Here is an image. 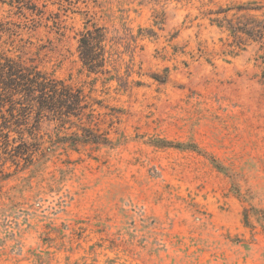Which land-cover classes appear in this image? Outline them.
<instances>
[{
	"label": "rangeland",
	"instance_id": "obj_1",
	"mask_svg": "<svg viewBox=\"0 0 264 264\" xmlns=\"http://www.w3.org/2000/svg\"><path fill=\"white\" fill-rule=\"evenodd\" d=\"M11 1L0 53L86 108L27 118L7 150L28 161L0 148V264H264V0ZM86 23L102 73L79 58Z\"/></svg>",
	"mask_w": 264,
	"mask_h": 264
},
{
	"label": "trees",
	"instance_id": "obj_2",
	"mask_svg": "<svg viewBox=\"0 0 264 264\" xmlns=\"http://www.w3.org/2000/svg\"><path fill=\"white\" fill-rule=\"evenodd\" d=\"M13 2H18L21 6L23 0H12L10 3ZM64 2L68 5L77 3L69 0ZM87 23L78 34L79 58L88 72L102 73L106 64V33L103 27L95 24L89 26ZM257 27L242 28L241 25L227 22V31L237 40H241L242 33L252 38L257 37V34L261 35ZM85 108L82 91L51 78L36 65L27 63L20 57L15 59L0 53V148L7 151L6 154L12 160L28 161L32 152L29 150L31 145L21 141L7 150L10 147V134L21 135L23 123L32 114L36 119L50 116L54 120L63 121L69 117H78ZM82 139L91 143L101 141L94 135L84 136Z\"/></svg>",
	"mask_w": 264,
	"mask_h": 264
}]
</instances>
